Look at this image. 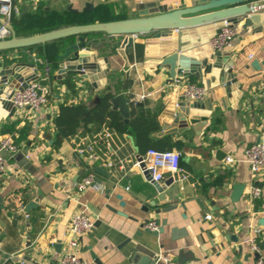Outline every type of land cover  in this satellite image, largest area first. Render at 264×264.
<instances>
[{
	"label": "crops",
	"instance_id": "1",
	"mask_svg": "<svg viewBox=\"0 0 264 264\" xmlns=\"http://www.w3.org/2000/svg\"><path fill=\"white\" fill-rule=\"evenodd\" d=\"M152 1L155 0H12L18 10L15 17L19 32L31 28L26 23L37 6L42 8L41 18L63 14L80 20V25H88L106 23L112 18H137L136 7ZM258 15L262 19L264 10ZM259 17L255 26L263 23ZM11 27L15 31L13 24ZM234 28L235 39L220 54L227 56L223 58L228 61L225 68H230L236 77L239 100L227 103L224 109L215 102L199 135L191 127L180 135L162 131L158 116L172 86L168 84L167 70L156 66L154 58H144L145 37L134 38L131 45L126 37H88L101 43L96 54L107 57L110 66L106 84L100 90L93 91L86 80L75 75L77 94L70 95L62 85L64 78L58 79L59 63L53 64L52 82L46 84L52 95L47 105L37 112L14 111L11 117L0 121V137L9 135L18 148L15 155L6 159L0 176V264H4L6 255L17 260L23 252L29 253L27 261H18L22 264H55L65 248L71 216L84 207L94 221L91 232L77 239L79 257L85 264H132L130 252L137 245L151 247L157 256L168 255L176 263L182 254L193 259L184 264H255L254 254L248 250L253 228L259 232L256 242L264 261V170L253 180L244 161L249 146L264 145V66L258 70L252 67L254 61L264 59V29L248 34L242 30V23ZM208 42L184 55L195 62H214ZM31 49L0 52V67L32 65L34 59L52 65L40 46ZM176 78L182 80L180 73ZM185 82L198 83L194 77L184 79ZM105 92L128 97L134 117L154 118L159 130L152 137L165 138L171 151L180 154V172L165 173L159 183L166 193L175 191L176 197L169 199V206L175 209L165 212L168 205L154 200L152 184L131 169L139 155L132 137L103 128L112 135L101 148L96 140L103 131L99 136L87 135L79 120L74 137L54 148L53 119L58 104L91 108L93 97L99 98ZM139 97L142 100L136 101ZM90 144L94 154L78 152ZM227 156L234 163L226 164ZM97 161L107 176L93 171ZM108 162L112 168H107ZM85 168L95 175L94 187L76 194L74 186ZM168 182L170 188L165 187ZM251 185L261 192L252 203L248 200ZM30 202L36 206L27 216L20 215ZM206 216H211V220H205ZM150 221L159 228L166 222L164 233L158 238L144 229ZM172 229L184 231L185 235L172 240Z\"/></svg>",
	"mask_w": 264,
	"mask_h": 264
},
{
	"label": "water",
	"instance_id": "2",
	"mask_svg": "<svg viewBox=\"0 0 264 264\" xmlns=\"http://www.w3.org/2000/svg\"><path fill=\"white\" fill-rule=\"evenodd\" d=\"M155 0L140 3L136 7L137 18L124 19L106 23L68 26L49 32L29 36L17 37L15 31L10 28V37L0 41V52L20 50L40 46L45 52V45L50 42L69 39L63 53L57 56L58 79L65 78L67 74L79 76L86 80L93 91L104 88L106 75L110 72L107 57H98L97 52L101 43L90 41L89 36L104 35L106 37H126L131 45L136 37H145L143 43V54L145 59L154 58L156 66L167 70L169 83L180 73L181 81L194 77L199 85L205 88L206 98L198 102L177 101L176 89L168 94L163 103V109L158 116L162 131L166 134L180 135L189 127L196 135L206 126L211 115V109L216 102L220 109L225 105L238 102L240 87L235 75L230 68H225L227 60L224 61L220 53L214 54V62L207 60L195 62L184 54L190 49L205 44L218 32L222 22H227L232 27L242 23V30L250 33L259 32L264 29V17L258 15L264 10V5L257 4V0ZM260 16V17H259ZM256 17H259L261 25L255 26ZM258 19V18H257ZM264 66V59L260 62L254 61L252 67L260 69ZM37 79L31 65L11 64L0 67V121L12 116L14 108L8 99L15 90L22 91L29 82ZM99 103L97 96L92 99V106ZM111 110L118 111L124 124L128 123L130 116L131 100L124 94L113 96L110 100ZM91 108H87L91 109ZM82 120V119H80ZM160 135V134H159ZM3 156L5 155L2 153ZM136 159H139V155ZM101 162L93 164V171L101 176H107V172L100 168ZM146 180L153 186L154 200L159 205H168L164 211L168 212L174 208L169 206L170 198L176 197L175 191L166 193L164 186L154 183L149 175ZM172 181V180H171ZM98 183V181L96 180ZM169 183V182H168ZM170 188L171 183H165ZM36 205L33 202L27 204L21 214L28 215L29 211ZM166 222L157 232L151 233L153 238H158L164 233ZM184 231L171 230V239L175 240ZM150 246V244H148ZM18 254L13 260L8 255L4 257V264H22L19 260L27 261V254ZM130 262L132 264H158V256L151 247L144 248L141 245L131 250ZM255 259L258 257L254 255ZM193 259H187L179 255L177 263L184 264Z\"/></svg>",
	"mask_w": 264,
	"mask_h": 264
},
{
	"label": "built area",
	"instance_id": "3",
	"mask_svg": "<svg viewBox=\"0 0 264 264\" xmlns=\"http://www.w3.org/2000/svg\"><path fill=\"white\" fill-rule=\"evenodd\" d=\"M259 5H264V0H257ZM18 10L13 5L12 0H0V41H4L10 37L11 18L17 15ZM237 33L235 28L227 22H222L218 32L212 37L208 44L215 53H221L226 50L235 39ZM31 69L37 79L29 82L27 87L22 91L15 90L8 99V102L14 108V111H29L37 112L47 105L46 84L50 80V68L44 62L37 59L33 60ZM172 88L176 89L177 100L185 102H198L206 98V90L198 83L180 81L175 78L171 82ZM139 97L136 101L142 100ZM102 138L108 142L111 140V133L107 130H102ZM18 151L17 146L9 135L0 137V176L3 174L6 165V159L12 157ZM80 154H94L93 146L90 144L85 149L78 151ZM4 153L5 155L3 156ZM244 161L249 168V172L253 180L257 179L264 170V145L254 143L249 146L244 152ZM226 164L234 163L233 158L227 156ZM107 168H112L113 165L108 162ZM131 169L138 172L141 176L149 175L150 180L154 183H161L164 180V174H176L180 172V154L174 151L159 152L153 149L147 150L143 155H139L131 164ZM184 180V178H182ZM95 175L91 169L85 168L83 177L74 186V193L81 194L88 189L94 187ZM260 189L251 185L248 191L249 202H254L260 198ZM205 220L210 221L211 216H206ZM94 227V221L89 216L87 209L84 207L75 212L68 223L66 230V243L63 253L55 264H85L79 257L77 239L80 236L88 234ZM144 229L149 232H157L159 226L156 222L150 221L144 225ZM252 236L248 241V250L258 257L255 264H264L263 258L260 255L259 247L256 242L258 230L251 229ZM159 261L163 264H179L173 262L168 255L158 256Z\"/></svg>",
	"mask_w": 264,
	"mask_h": 264
},
{
	"label": "trees",
	"instance_id": "4",
	"mask_svg": "<svg viewBox=\"0 0 264 264\" xmlns=\"http://www.w3.org/2000/svg\"><path fill=\"white\" fill-rule=\"evenodd\" d=\"M40 15H42V8L37 6L34 15L31 16L26 23L27 27L31 28L23 32L18 31L19 28L17 27L18 24L16 22V17L13 15L11 18V24H13L17 36H26V33L41 34L59 28L68 27L73 24L80 25L79 23L81 22L74 17L69 18L65 15L63 16V14H48L45 18H41ZM119 20H124V18H112L108 22ZM68 41L69 39L50 42L45 46V57L49 63H52L51 66L48 65L51 76L49 80L50 82H52V75L56 65L55 63L58 62L57 56L63 53V50L69 43ZM31 48L29 49L32 50ZM39 52L41 53L40 50ZM74 76L75 75L73 74H67L62 80V85L70 95L77 94V86ZM112 97V93L105 92L102 96H99V103L88 110L83 105L58 104L57 113L53 119L55 127L54 148L60 147L62 142L74 137L78 128L79 120L82 119L85 125L84 133L87 135L94 134L99 136L100 131L105 128L119 136L127 135L132 137L139 155H143L149 149L159 152L171 151L172 146L165 138L155 140L152 137L153 134L157 133L159 130L158 123L154 118H136L134 117L133 112L130 111L129 121L127 124H124L121 116L116 111L111 110L110 100ZM46 98L48 102L51 100L52 95L50 90L47 91ZM100 137V139L97 138L98 140H96V144L102 148V146H105L106 141L101 135Z\"/></svg>",
	"mask_w": 264,
	"mask_h": 264
}]
</instances>
